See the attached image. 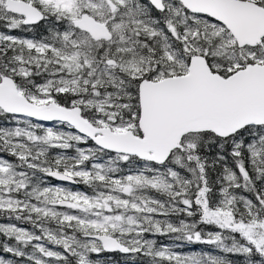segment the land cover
<instances>
[{"label": "snow or ice", "instance_id": "obj_1", "mask_svg": "<svg viewBox=\"0 0 264 264\" xmlns=\"http://www.w3.org/2000/svg\"><path fill=\"white\" fill-rule=\"evenodd\" d=\"M0 264H264V0H0Z\"/></svg>", "mask_w": 264, "mask_h": 264}]
</instances>
